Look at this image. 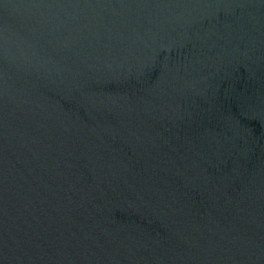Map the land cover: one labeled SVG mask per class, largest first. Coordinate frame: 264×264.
<instances>
[{
  "label": "water",
  "instance_id": "obj_1",
  "mask_svg": "<svg viewBox=\"0 0 264 264\" xmlns=\"http://www.w3.org/2000/svg\"><path fill=\"white\" fill-rule=\"evenodd\" d=\"M0 264H264V0H0Z\"/></svg>",
  "mask_w": 264,
  "mask_h": 264
}]
</instances>
